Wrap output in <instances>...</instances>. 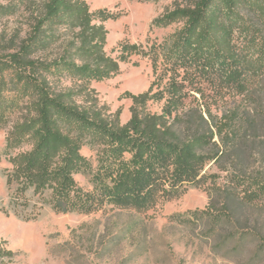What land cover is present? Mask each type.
Returning <instances> with one entry per match:
<instances>
[{
  "label": "trees",
  "instance_id": "trees-1",
  "mask_svg": "<svg viewBox=\"0 0 264 264\" xmlns=\"http://www.w3.org/2000/svg\"><path fill=\"white\" fill-rule=\"evenodd\" d=\"M40 1L0 6V18L13 16L19 6L31 8L25 38L0 47V128L10 126L4 147L9 183L19 191L48 192L58 204H67L86 144L98 149L117 144L115 150L121 151L135 138V166L150 148L173 156L181 175L215 165L227 184L209 199L206 210L226 218L235 231H251V213L262 208L258 202L264 196V0H188L152 22L160 29L180 25L173 39L198 82L212 75L224 78L236 94L253 99V107L214 117L196 104L171 123L146 110L148 93H125L131 106L124 125L119 111L108 114L99 107L89 87L115 76L119 63L142 55L138 46L121 44L118 58L112 59L104 51L105 19L96 23L86 2ZM55 48L58 53L51 59ZM60 80L74 82L75 88H58ZM122 191L117 187L113 193L119 197ZM15 257L0 240V264H12Z\"/></svg>",
  "mask_w": 264,
  "mask_h": 264
},
{
  "label": "rangeland",
  "instance_id": "rangeland-1",
  "mask_svg": "<svg viewBox=\"0 0 264 264\" xmlns=\"http://www.w3.org/2000/svg\"><path fill=\"white\" fill-rule=\"evenodd\" d=\"M82 1L96 23L105 19L106 55L117 59L121 44H134L142 53L119 63L115 76L90 83L99 107L108 114L119 111L121 125L130 119L125 93H148L146 110L171 123L196 104L214 117L253 107L254 100L236 94L224 78L212 75L198 82L190 75L192 68L173 39L180 25L152 26L165 10L188 0ZM12 5L17 0H0V6ZM30 9L19 6L13 16L0 18L1 48L25 38ZM234 38L242 49L240 34ZM56 53L57 48L48 57ZM75 85L56 83L60 89ZM174 87L178 92L172 93ZM9 127L0 128V240L16 254L12 264H264V196L258 202L262 208L251 213V231H235L226 218L206 210L209 199L227 184L211 162L185 176L175 169L173 156L152 148L133 165L135 138L121 151L115 150L117 144L106 149L86 144L81 170L73 177L75 192L60 205L48 192L19 191L9 183L4 155ZM117 187L123 190L119 197L113 193Z\"/></svg>",
  "mask_w": 264,
  "mask_h": 264
}]
</instances>
